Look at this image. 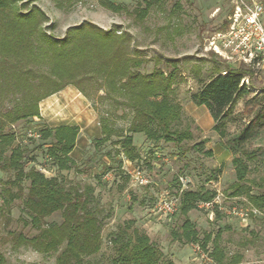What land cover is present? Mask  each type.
Segmentation results:
<instances>
[{"label": "trees", "instance_id": "trees-1", "mask_svg": "<svg viewBox=\"0 0 264 264\" xmlns=\"http://www.w3.org/2000/svg\"><path fill=\"white\" fill-rule=\"evenodd\" d=\"M163 2L143 0L133 11L136 20L144 21L152 9H161ZM102 6L115 13L124 10L110 2ZM179 8L176 4L175 9ZM47 22L46 13L38 6L30 9L22 0H0V172L14 176L11 181L0 182L3 185L0 218L8 221L10 206L20 200L25 225L37 233L31 237L11 234L18 246L30 247L43 255L56 254V264H93L88 259L100 253L103 243V217L95 187L67 185L62 177V173L72 170L87 174L71 156L80 127L43 124L40 104L68 86L75 87L96 111L107 104V116L101 117L102 137L97 140L98 145L109 142L119 132L110 120L114 112L129 111L130 125L125 133L120 132L125 135L114 143L128 161L135 162L140 159L134 145L136 134L144 135L154 144L163 142L176 147L193 139L190 127H180L183 107L175 96L177 85L184 80L176 67L169 72L160 68L147 71L149 61L140 55L134 36L127 31L104 30L84 22L69 27L63 38H57L46 30ZM228 24L229 19L225 28ZM244 71L215 68L214 74L200 82V87L190 97L195 105L207 109L214 122L213 131L221 140L229 135L226 128L235 115L238 101L249 94L247 85L243 84ZM262 117L248 123L234 137L233 148L229 146L237 179L229 196L245 197L252 210L264 215V183L248 178L249 167L244 160L247 154L241 153L255 138ZM35 120L42 124H36ZM19 129L28 132L26 136L21 137ZM37 142L42 144L34 149L46 147L47 163L61 173L59 176L49 177L45 170L35 166L26 169L27 163L36 161V157L30 155L29 144ZM204 148L205 142L195 146L201 152ZM206 154L212 155L208 151ZM145 163L150 166L148 159ZM107 169L104 175L112 168ZM222 173V169H218L212 180L217 181ZM125 176L130 179L129 175ZM255 189L258 192H254ZM177 195L183 221L179 230L172 232L173 240L199 245L213 264H224L226 255L220 243L221 231L215 236L205 233L200 238L189 218V213L199 210L201 203H212L216 220H221L222 212L214 204L217 192L203 186ZM55 213H61V224L48 223L47 219ZM109 239L115 252L112 264H175L165 258L162 250L133 220L110 233ZM211 244L213 250L209 253ZM239 262L240 257H235L233 263ZM3 263L0 255V264Z\"/></svg>", "mask_w": 264, "mask_h": 264}, {"label": "rangeland", "instance_id": "rangeland-1", "mask_svg": "<svg viewBox=\"0 0 264 264\" xmlns=\"http://www.w3.org/2000/svg\"><path fill=\"white\" fill-rule=\"evenodd\" d=\"M105 2L120 5L124 10L120 13L112 12L102 6ZM142 2L143 0H22L28 8L35 5L46 13L48 22L45 27L54 37L63 38L69 27L84 22L104 30L116 28L122 32L127 31L134 36L135 47L140 55L149 61L147 71L160 68L169 72L176 67L184 80L177 85L175 96L183 107L180 127H190L193 139L176 147L163 142L154 144L144 135L136 134L134 145L140 159L135 162L128 161L114 143L120 140L119 136L125 135L130 125L132 115L129 111L119 109L114 112L110 120L112 127L119 132L109 142L98 145L97 140L102 137L101 117L107 116V104L96 111L87 99L91 103L90 110L84 108L88 106L86 104L74 109L72 104L67 107L62 104L58 109L56 106L41 109L43 124L55 127L71 121L83 127L78 145L71 156L87 174H77L72 170L62 173V177L67 185L90 184L95 187V195L102 210L103 243L100 253L88 260L93 264H112L115 252L109 235L125 222L133 220L136 227L147 233L152 242L162 250L167 260L175 264H213L208 253L199 245L173 240L172 232L179 230L183 221L179 211L168 218L148 216L149 208L162 193L169 192L174 196L182 190H196L204 186L217 192L214 204L221 208L223 218L216 220L214 207L209 210L200 208L189 213L200 238L205 233L215 236L221 231L220 243L226 255L224 264H264V215L254 213L245 197L229 196L231 186L237 181L232 164L234 156L229 146L233 148L234 137L248 123L264 116V69H244V84L247 85L249 94L238 101L235 115L227 125L229 135L225 140H221L213 131L214 122L207 109L195 105L190 98L200 87V82L207 81L214 74L215 68L221 71L235 68L214 49L217 34L227 29L224 24L232 14V0H164L161 9H152L144 21H139L133 11ZM260 2L264 5V0ZM176 4L180 5L179 9H175ZM42 106L40 104V108ZM62 107L65 109L64 113L57 111ZM35 121L36 124H42ZM27 133L21 131V137ZM201 142H205L203 152L195 149ZM41 144H29L32 151L30 155L35 156L36 161L27 163L26 169L35 166L39 170H45L49 177L59 176L61 173L47 163L44 156L46 147L34 149ZM206 151L212 155H207ZM241 153L247 154L244 155V160L249 167L248 178L263 184L264 117L255 138ZM146 159L150 166L145 163ZM120 162L122 167H119ZM108 167L112 169L104 175ZM218 169H222L223 173L214 181L212 179L217 175ZM137 170L147 184L137 185L131 177L127 180L125 174H133ZM13 177L12 173L0 172V182L11 181ZM2 189L3 185L0 183V194ZM254 192L258 190L255 189ZM21 208V201L16 200L10 206L9 220L0 218V255L4 259L3 264H56V254L43 255L30 247L18 246L13 241L11 234L21 233L31 237L37 233L25 225ZM47 221L61 224V213H55ZM212 250L211 244L209 253ZM235 257H240L239 263H233Z\"/></svg>", "mask_w": 264, "mask_h": 264}, {"label": "built area", "instance_id": "built-area-1", "mask_svg": "<svg viewBox=\"0 0 264 264\" xmlns=\"http://www.w3.org/2000/svg\"><path fill=\"white\" fill-rule=\"evenodd\" d=\"M232 3L233 12L228 27L226 31L217 34L214 49L235 67H232L234 70L264 69V5L260 0H232ZM30 136L37 137L31 133ZM129 175L137 185L147 184L139 170ZM179 206L180 196L164 192L149 208L148 216L158 219L172 217L179 211ZM212 207V203L200 204V208L207 210ZM253 212L258 213L257 210Z\"/></svg>", "mask_w": 264, "mask_h": 264}, {"label": "crops", "instance_id": "crops-1", "mask_svg": "<svg viewBox=\"0 0 264 264\" xmlns=\"http://www.w3.org/2000/svg\"><path fill=\"white\" fill-rule=\"evenodd\" d=\"M41 104L43 106H42V108H40V111H41V109H44L45 107H51L52 108V107L56 106V109H58V106L61 107L62 104L66 107L72 104L71 107H73V109H74V107H79V106H83V105L85 106V104H86L88 106H85L84 108H87V110L92 109L91 103L73 86L66 87L61 92H59V93L49 97L48 99L42 101ZM74 104H75V106H74ZM57 111H62L64 113L65 109H64V107H62L60 110H57ZM71 113H73V110ZM72 116H76V114H72ZM61 125L78 126V127H80V132L81 133L83 132V127H81V125L77 122L68 121V122H65ZM57 126H59V125H57ZM79 136H80V134H79ZM79 139L80 138L78 137L77 145H78Z\"/></svg>", "mask_w": 264, "mask_h": 264}]
</instances>
